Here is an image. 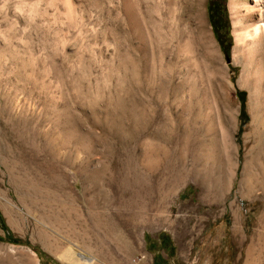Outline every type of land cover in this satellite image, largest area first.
<instances>
[{
  "label": "rangeland",
  "instance_id": "374dc122",
  "mask_svg": "<svg viewBox=\"0 0 264 264\" xmlns=\"http://www.w3.org/2000/svg\"><path fill=\"white\" fill-rule=\"evenodd\" d=\"M71 1L0 0V264H70L69 245L92 264H264V125L245 133L231 0L204 2L214 58L192 0H132L139 30L123 0ZM188 35L202 71L177 59Z\"/></svg>",
  "mask_w": 264,
  "mask_h": 264
},
{
  "label": "bare ground",
  "instance_id": "6f19581e",
  "mask_svg": "<svg viewBox=\"0 0 264 264\" xmlns=\"http://www.w3.org/2000/svg\"><path fill=\"white\" fill-rule=\"evenodd\" d=\"M123 1H124L123 8L125 14H127L130 17L131 27L134 29L138 28L139 30L140 25H138V23L136 22V20L139 17L137 11L138 8L136 9V6L134 2H132V0H123ZM204 2L205 0H192L191 10L193 14L196 16L199 23L198 33L200 34L199 39L201 40V45L203 47L202 50L204 51L203 54H205L207 57L214 58V55H212L208 42L204 37L209 31L205 19L206 17H205ZM230 2H231L232 14L234 16V25H235V31L237 37V44L235 46V57H238V55H242L243 57L242 62L244 64L243 72L240 79L251 90L250 105H253V108L255 110L253 121L246 127L245 133L247 134L250 130L254 128L257 129L259 125L258 124L259 121H261L262 124L264 125V95H263L264 87L263 90L261 89V87H259V82L264 80V0H231ZM64 4H66L67 7V14L71 15L74 9V8L72 9V1L65 0ZM192 36L188 35L187 37H183L180 39L178 38L179 40L178 43L176 41L177 56H178L177 59L179 60L182 66L184 64L190 63L193 67L198 68L202 71V69L205 66L207 68V65L204 64L205 62L202 59L203 56L201 57L202 54L199 50V47H197V45L195 44L196 42L194 41ZM12 47H13L12 41L0 35V52H1L0 55H2V57L7 58V61L11 60L12 61L11 63L14 64L15 61L13 55L14 51L7 50ZM213 49L216 50L217 53L219 54V50L214 42H213ZM206 63L208 64L207 61ZM213 63H214L212 66L213 71L216 74H220L221 72L223 74L225 73L224 79L226 81V84L229 86V84L232 82L229 73V66L224 64L223 59H221L220 63L215 62V60ZM251 66H252V70H250ZM10 72L13 75L15 73L14 68H12V70L9 71V73ZM261 97H263V99H261ZM232 119L233 121H235L234 111L232 112ZM41 237L45 239L47 237V234L42 232ZM78 254L79 257H77ZM61 257L70 264H92L93 262L92 258L85 256L83 253L82 254L78 252L76 253L75 247L72 245H69L65 250L61 252Z\"/></svg>",
  "mask_w": 264,
  "mask_h": 264
}]
</instances>
